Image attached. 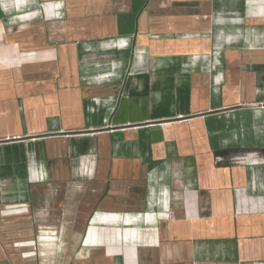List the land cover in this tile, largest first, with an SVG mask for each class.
<instances>
[{"label": "crops", "instance_id": "1", "mask_svg": "<svg viewBox=\"0 0 264 264\" xmlns=\"http://www.w3.org/2000/svg\"><path fill=\"white\" fill-rule=\"evenodd\" d=\"M0 264H264V0H0Z\"/></svg>", "mask_w": 264, "mask_h": 264}]
</instances>
